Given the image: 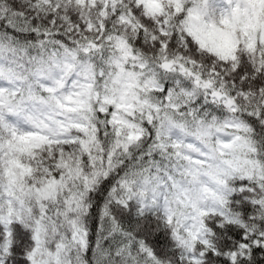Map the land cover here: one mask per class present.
<instances>
[{
    "label": "snow or ice",
    "instance_id": "obj_1",
    "mask_svg": "<svg viewBox=\"0 0 264 264\" xmlns=\"http://www.w3.org/2000/svg\"><path fill=\"white\" fill-rule=\"evenodd\" d=\"M0 264H264V0H0Z\"/></svg>",
    "mask_w": 264,
    "mask_h": 264
}]
</instances>
